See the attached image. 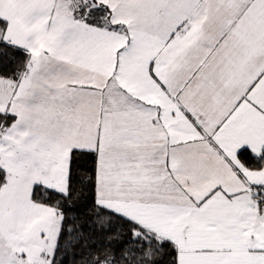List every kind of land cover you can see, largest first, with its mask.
Segmentation results:
<instances>
[{
  "label": "snow or ice",
  "instance_id": "snow-or-ice-1",
  "mask_svg": "<svg viewBox=\"0 0 264 264\" xmlns=\"http://www.w3.org/2000/svg\"><path fill=\"white\" fill-rule=\"evenodd\" d=\"M0 264H264V0H0Z\"/></svg>",
  "mask_w": 264,
  "mask_h": 264
}]
</instances>
